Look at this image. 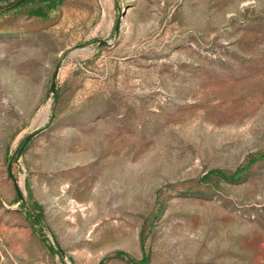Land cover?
Masks as SVG:
<instances>
[{"label":"rangeland","instance_id":"1","mask_svg":"<svg viewBox=\"0 0 264 264\" xmlns=\"http://www.w3.org/2000/svg\"><path fill=\"white\" fill-rule=\"evenodd\" d=\"M0 264H264V0L0 12Z\"/></svg>","mask_w":264,"mask_h":264},{"label":"trees","instance_id":"2","mask_svg":"<svg viewBox=\"0 0 264 264\" xmlns=\"http://www.w3.org/2000/svg\"><path fill=\"white\" fill-rule=\"evenodd\" d=\"M16 3L17 2L11 3V4H7L5 6L0 7V12L5 11V10H10V9L14 8ZM51 96L54 98V105H55V103L57 101V98H58V94L55 92L54 94H51ZM13 157L15 159H17L18 158V154L15 153L13 155ZM217 175H219L221 177H224L220 173H217ZM22 205L24 207L23 214L27 218V220L30 222L32 227L35 230H39L40 232H42L41 230H42V226H43V216H42L40 210L36 207L35 204L27 203L26 200L24 202H22ZM42 235H43V239L45 240L46 244L53 249V247L47 241V239L45 238L43 233H42Z\"/></svg>","mask_w":264,"mask_h":264},{"label":"water","instance_id":"3","mask_svg":"<svg viewBox=\"0 0 264 264\" xmlns=\"http://www.w3.org/2000/svg\"><path fill=\"white\" fill-rule=\"evenodd\" d=\"M25 1L27 0H19L17 1V5H20L22 3H24ZM119 28H120V19L118 20L116 26H115V32L118 33L119 32ZM100 45H103V46H107L109 45L107 41H100L99 43ZM57 76H58V69L56 70V72L54 73V76H53V81H52V86H51V92L52 94L55 93L56 91V85H57ZM45 129V127L37 130L36 132L30 134L29 136H27L24 140V143L21 147V149L18 151V155L21 154V152L23 151V149L35 138L37 137L43 130ZM9 172L11 174V164L9 165ZM13 182L15 183V188H16V192H17V197L20 201H24L25 200V197L23 195V192L22 190L20 189V187L17 185V182L16 180L13 178Z\"/></svg>","mask_w":264,"mask_h":264}]
</instances>
